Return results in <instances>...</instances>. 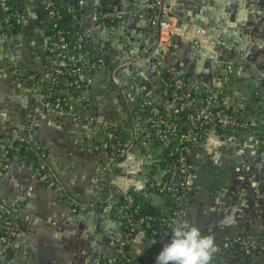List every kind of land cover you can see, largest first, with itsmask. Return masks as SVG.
<instances>
[{"label":"crops","instance_id":"0c3cea01","mask_svg":"<svg viewBox=\"0 0 264 264\" xmlns=\"http://www.w3.org/2000/svg\"><path fill=\"white\" fill-rule=\"evenodd\" d=\"M60 1L68 11L79 3V0ZM188 1L185 0V8L190 7ZM232 2L228 12L234 14L238 6ZM114 5L121 6L122 18L129 21V35L135 24L142 21L145 25L137 31L150 34L151 41L156 39L155 30L147 26L152 21L149 14L153 10L138 0H117ZM13 6L22 9L30 6V9L27 20L21 19L18 24L16 18V33L11 30L6 43L0 42V127L8 129L14 138L25 134L34 136L47 150L50 167L57 174L63 194L58 196L53 189L39 183L31 164L21 158L18 151L13 154L9 170L0 179V199L11 203L27 202L20 208L22 227L19 242L11 251L9 260L5 259L0 264H99L100 260L94 255L95 243L100 245V259H114L118 251L115 240L123 224L116 222L121 230L115 232L101 229L100 224L105 220L115 223L111 209L120 200L121 193L130 188L143 191L144 185L137 174L127 173L125 169L119 172L115 186L110 184L111 175H101L102 153L98 147L97 128L90 119L99 117L109 125L130 123L138 99L125 103L118 87L110 81L107 69H101L90 75L83 89L90 105L82 114L77 116L48 108L50 98L44 92V86L50 79L46 54L50 38L46 14L41 0H13ZM245 9L247 17L238 26L240 36L247 37L251 43L248 57L241 59L231 54L228 47L214 45L210 42L211 36L202 29L198 31L193 27L185 36L178 20L167 18V29L161 33V46L164 48L162 70L179 69L181 72L183 69L184 75L191 76L193 85L211 80L214 73L207 76L204 72H195L193 43L197 36L211 56L204 67L211 68L217 60L231 66L227 76L233 78V83L227 87L225 100L234 106L239 118L264 126V0H246ZM88 13L83 29L95 31V15L93 11ZM169 39L171 43L166 44ZM117 41L115 37L99 42L103 44L100 48L90 40L89 49L94 55L103 56L112 67L124 59L123 51L114 47ZM140 46L146 49L144 42ZM105 47L108 51H103ZM218 52L222 54L220 57H217ZM11 59L14 65L36 72L42 81L34 86L15 82L10 74ZM252 76L257 77L254 84ZM161 85V75L156 72L145 83L131 81L125 92L128 95L138 90L139 98L159 96ZM31 88L40 95L37 102L30 101L34 93L29 91ZM36 103L40 112L35 108ZM32 113L35 114L32 116ZM32 117L34 120L29 125ZM259 135L234 130L222 137L224 146L219 157L214 156L213 149L202 148L193 158L197 173L196 189L190 197L184 219L200 227L204 233L213 234L218 249L226 247L229 240L240 243L239 247L231 248L234 251L229 260L234 264H264V163L258 160V152L264 149V135ZM133 166L136 171L145 169L150 174L144 162L142 167L138 163ZM31 190L33 194L29 200ZM153 198L160 201L159 197ZM99 201L103 206L98 205ZM79 202L85 205L79 206L81 209L92 210L88 219L95 223L94 235H87L85 221L75 223L74 218H70V208L77 207ZM99 233L102 234L101 239H97ZM164 244L165 241L159 237L133 243L139 264H155ZM239 250L241 253L245 250L249 257L241 256Z\"/></svg>","mask_w":264,"mask_h":264},{"label":"built area","instance_id":"2783aa9c","mask_svg":"<svg viewBox=\"0 0 264 264\" xmlns=\"http://www.w3.org/2000/svg\"><path fill=\"white\" fill-rule=\"evenodd\" d=\"M41 3L43 12L47 16V22L50 24V29L54 32L52 38L49 36L50 40L46 47V52L49 53L47 64L50 70V79L44 86V92L50 98L48 108L58 109L63 113L77 114L78 116L90 105L88 98L83 93L85 85L89 82L90 75L101 69L108 70L111 68V65L101 55H94L92 52V54H89L86 51H78V53L72 51L70 49L71 44L67 42L64 32L57 28V20L61 19V16L56 13V3L54 0H41ZM86 4H88V17V12L90 11H93L95 15V27L97 30L84 29L82 35L76 37L73 44L77 45L79 49L82 48V43L85 40L88 41L89 49V41L94 32L103 33L104 29L113 27L104 22L106 19L119 20L124 13L118 5L105 9L103 0H92V3L88 0H79L80 7ZM142 4L154 10L157 2L143 0ZM0 8L3 13V18L0 20V42L6 43V39L10 33L4 32L1 29L5 27L10 31L13 30L12 18L27 20L30 6L26 9L23 8L20 14L15 12V6L10 5L7 0H0ZM69 12L73 13V26L81 22V17L77 18L75 14V12H78L75 7L71 8ZM82 28H85V25ZM163 29H167L166 23L162 24ZM168 43H171V39L166 42V44ZM9 57L11 56L9 55ZM12 59L10 60L12 65L10 74L15 82L23 84L35 79V76L27 73L26 69L14 65L15 63ZM171 71L175 74L174 86L171 90H162L161 85L159 87V96L151 95L139 98L140 92L138 90L131 91L128 94L129 96L125 92V97L127 95L130 99L138 98L132 111V121L130 123L128 121L126 123L118 122L109 125L100 121L99 117L91 118L90 122L95 124L97 128L98 147L102 153L100 173L102 176L106 175L107 177L111 175V185L115 186V179L119 172L125 169L127 173L137 174L140 181H143V188L145 189L146 181L152 175L143 168V172L141 169L134 170L133 165L138 163L142 167L144 160L147 159L153 165L152 178L155 185L168 189L181 187L182 194L177 197V200L178 204L185 206L186 202L184 198L186 193L196 189L197 173L193 164L196 151L202 148H211L213 149L214 156L217 155L219 157L221 154L220 149L224 146L222 137L224 138L225 135L233 133L234 130H244L249 134L257 136L259 131L255 129L256 122L241 121L235 109L232 112L224 109L232 106L225 100L224 96L222 98L219 97V91L224 88L225 83L228 81V76L213 75L211 80L204 81L202 85H193V81L187 84L183 78L176 75V69H172ZM180 74L184 73L180 72ZM40 79L39 77V81H42ZM61 83L67 89H58ZM82 83H85V85ZM71 88L79 91L80 95L74 97V93L70 90ZM29 91L34 92L33 96H30V101L37 102L40 95L35 93L33 88L29 89ZM192 91L198 92V97H194L191 93ZM55 95L63 96L64 99L57 97L52 101L51 99ZM204 95L205 97H203ZM35 108H37V111H41L37 103ZM147 110H149L150 114L146 116ZM179 129H184V131H179ZM219 129H229L231 131L225 134L222 131H218ZM116 131L126 132L127 139L125 142H122L123 135ZM9 136H12L11 132L5 127H0V179L2 176H5V173L10 168L11 160L9 154L12 151L15 153L18 150L14 149V144L9 139ZM17 139L20 142L19 147L26 143H32L34 149L39 150L40 143L31 134L19 136ZM155 139L160 140L162 145L165 146L172 142L175 143L176 147L179 148L178 163L169 167L161 165L158 155L161 153L162 148L155 146ZM24 151L28 152L30 150L26 147ZM34 155L36 159L29 163L36 180L53 189L56 195L62 196V188L57 181V174L50 167V159L39 152H36ZM21 158H24V155L21 154ZM114 165L117 167V170L116 175L112 177L111 171ZM132 166L133 169H131ZM168 175L170 178L164 181V177ZM131 190L143 192L135 188L122 191L121 196H125L127 200V205L124 207L126 210L130 208V203L132 202ZM32 194L33 191L31 190L28 196L31 197ZM151 195L159 197L162 203L165 202V199L159 194L151 193ZM115 210L116 207H112L111 214L113 215V220L124 224L123 220L117 218ZM185 211L184 209L175 211L172 221L175 223L178 220H185L183 218ZM20 213L21 209L18 203H11L6 199H0V262L5 259L9 260L11 251L19 242L22 227ZM124 218L132 225V219L128 214ZM165 233L170 234L171 229L164 230V232L156 237L162 238L167 243L169 237ZM123 236L124 233L121 230L118 239L115 240V246L119 250H122L126 243ZM146 240L148 238L145 231L140 230L132 239V244L135 242L142 243ZM250 243L252 242L250 241ZM109 260L113 261L114 259L110 258ZM127 260L130 261V259Z\"/></svg>","mask_w":264,"mask_h":264},{"label":"water","instance_id":"95a60500","mask_svg":"<svg viewBox=\"0 0 264 264\" xmlns=\"http://www.w3.org/2000/svg\"><path fill=\"white\" fill-rule=\"evenodd\" d=\"M140 1L142 2L143 0ZM230 1H233V4L237 3L238 6L234 14H232L231 11L228 12ZM156 2L157 5L155 9L153 11L151 10L152 12L149 14V18L152 19V21L147 24L150 29L155 30V40L151 41L150 34H142L137 31V28L145 25L142 21L135 24V29H132L129 35V21L122 17L114 27L104 29L103 33L94 32L92 38H90L101 48L103 46L101 43H104L105 40L117 37L118 41L114 43V47L123 51L124 59L107 71L110 81L118 87L125 103L127 100H130L129 97H125V87H128L131 81L139 80L145 83L154 73H163L161 54L164 49L161 46V33L162 24L166 23L167 18H176L178 20V25L184 28L185 36L189 34L193 27H196L198 31L201 29L206 31L207 35L211 36L210 42H213L214 45L228 47L231 54H235L241 59L248 57L251 43L247 37L240 36L241 30L238 26V23L247 17V11L245 9L246 0H189L188 3L190 7L188 8L183 6L185 0H175L173 4L171 3L172 0H156ZM75 9L79 12L81 17V22L77 23L75 27L80 28L85 25V20L88 16V4L80 7L79 3H77ZM132 14H135V11ZM232 17L234 19L233 21H231ZM203 18L205 21H203ZM17 21L18 24L21 23L20 19ZM12 33L15 34L16 29H13ZM194 39L193 47L196 54L195 72H204L207 76H209L211 72L215 75L227 76L231 66L226 63H220L217 60L211 68L204 67L205 61L208 58L211 59V56L209 57L207 48L203 46L199 38L195 36ZM177 40V38L174 39L175 42H177ZM141 42L146 44V49L141 48ZM103 51H108V47L103 48ZM221 55V52L217 53V57ZM183 72L184 70L182 69L181 73ZM254 80L256 81L257 77L252 76V84H254ZM143 90H145V88H143ZM34 114L35 113H32V116ZM131 118L130 121H132ZM33 120L34 118L32 117L29 121V125ZM24 128L26 130L29 129V127ZM258 160L264 163V149L258 152ZM144 163L147 165L150 173H152V163L147 159L144 160ZM116 170L117 167L114 165L111 171L112 177L116 175ZM28 199L30 200L31 197H28ZM25 202L27 201L20 200L18 202L19 208H21ZM88 204H94V202ZM82 205L84 204L79 202L77 207L70 208V218H74L75 223L81 220L85 221L87 223V235H94L96 230L95 223L88 219L91 217L92 210L81 209L79 206ZM100 228L105 231L115 232L120 229V224L105 220L100 224ZM101 237L102 234L99 233L97 239H101ZM227 244L226 247H220L217 250L212 258L211 264H234L229 260V255L234 251V249L231 251V248L239 247L240 243L229 240ZM94 248L95 257L100 259V245L95 243ZM235 252H237V250H235ZM238 253L246 258L249 257L245 250H243L242 253L239 250ZM241 264L248 263L242 262Z\"/></svg>","mask_w":264,"mask_h":264},{"label":"trees","instance_id":"16d2710c","mask_svg":"<svg viewBox=\"0 0 264 264\" xmlns=\"http://www.w3.org/2000/svg\"><path fill=\"white\" fill-rule=\"evenodd\" d=\"M10 5H13V0H7ZM90 3H92V0H88ZM117 0H103V3L105 4V9H110L114 6L115 2ZM56 3V13L61 16V19L57 20L58 29H61L66 37L67 42H69L70 49L74 51L75 53H78V51H86L89 54H92L91 51L88 49V41L85 40L84 43H82V48L79 49L77 45H74L73 42L75 41L76 37L82 35L84 32V29L82 27L77 28L73 26L72 23V16L73 13L68 11V8L62 4L60 0H54ZM138 2H141L138 0ZM107 6V7H106ZM121 7V6H119ZM23 9L20 7L15 6V12L22 13ZM77 15V18L80 17L79 12H75ZM47 17V16H46ZM3 18V13L0 8V20ZM16 18H12L11 22L12 25H14ZM106 24L109 25H116L118 20H111L106 19L104 21ZM49 26V32L48 35L53 36V31L50 29V24L47 23ZM4 32L10 33V30L7 28L1 29ZM47 57H49V53L46 52ZM108 63V61H107ZM28 70V69H27ZM27 73H30L35 76L34 80L24 82L28 86H34L37 85L39 82V76L36 72L32 70H28ZM161 75L162 80V87L161 89H172L174 86V73L169 70H163V73ZM176 75L183 78L185 82L188 84L191 82V76L180 74L179 69H176ZM63 81V79H61ZM233 78L228 77V81L225 83L224 88L220 89L219 91V97L222 98L225 96L227 87L229 85H232ZM85 85V83H82ZM58 89H67L66 86H64L62 83L58 86ZM72 92L74 93V97H77L80 95L79 91H76L74 88H71ZM194 97H198V92L192 91L191 92ZM60 97L64 99L63 96L55 95L52 97V101ZM205 97V95L203 96ZM226 111L232 112L234 110V106H230L229 108H224ZM146 116L149 115V110L145 113ZM238 115V114H237ZM243 117H240L239 120H243ZM256 130L259 131V136L264 135V126L259 125L257 123ZM179 131H184V129H179ZM218 131H222L225 134H228L229 129L223 130L219 129ZM119 134L123 135L122 142H125L127 139V134L125 131H116ZM9 139L14 144V149H18V153L24 155V159L27 162H31L32 160L36 159L35 153L39 152L40 154L48 156V152L46 149H44L42 146H39V150L34 149L32 143H26L23 146L19 147L20 142L17 138H14L13 136H9ZM156 147H161L162 151L158 155L160 159V163L164 167H169L173 164L178 163L179 159V148L176 147L175 143H170L169 145L165 146L162 145V142L158 139H155L154 142ZM28 147L30 151H24V148ZM14 152L12 151L11 154H9L10 160H12ZM153 176V174L151 173ZM152 176L148 178L146 181V187L143 190V192H136L134 190L130 191V195L132 198V202L130 203V208L126 210L124 207L127 205V200L125 196H121L120 200L116 202L113 207H116V216L120 220H123L124 224L122 226V232L124 233V240L126 241L125 246L122 248V250L117 251V255L115 256L113 261H110L107 257H103L100 260L99 264H139L138 259L135 257V248L132 244V239L137 235V233L140 230H144L146 233V237L151 240L153 237H156L160 235L164 230H169L172 228L174 222L172 221V218L174 217V212L179 210H187L189 204H190V197L193 194L194 191H188L185 195V202L186 205H180L178 204L177 197L182 194L181 187H172L171 189L168 188H160L159 186H156ZM170 176L164 177V181L169 179ZM162 189V191H160ZM151 193L159 194L161 197L165 199V202L162 203L161 201H157L153 198ZM99 206H103V204L99 201ZM166 207V208H164ZM99 208L97 207V210ZM128 214L130 218L132 219V225L131 223H128L127 220H125L124 216ZM184 218V217H183ZM141 221V222H140ZM134 224V225H133ZM133 228V229H132ZM127 259H130L128 261Z\"/></svg>","mask_w":264,"mask_h":264},{"label":"clouds","instance_id":"9594fccd","mask_svg":"<svg viewBox=\"0 0 264 264\" xmlns=\"http://www.w3.org/2000/svg\"><path fill=\"white\" fill-rule=\"evenodd\" d=\"M168 242L155 258V264H211L218 250L213 234L187 220L176 221L171 233H165ZM142 254V251L139 253Z\"/></svg>","mask_w":264,"mask_h":264}]
</instances>
